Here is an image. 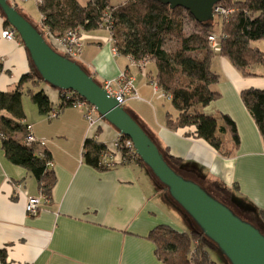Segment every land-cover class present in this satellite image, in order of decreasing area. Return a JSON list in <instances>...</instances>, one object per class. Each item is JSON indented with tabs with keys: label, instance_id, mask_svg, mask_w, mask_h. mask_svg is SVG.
<instances>
[{
	"label": "crops",
	"instance_id": "0c3cea01",
	"mask_svg": "<svg viewBox=\"0 0 264 264\" xmlns=\"http://www.w3.org/2000/svg\"><path fill=\"white\" fill-rule=\"evenodd\" d=\"M10 1L24 12L22 0ZM41 18L40 13V27ZM1 30L0 26V90L7 91L30 70L31 62L23 43L3 38ZM80 39L78 60L99 82L115 79L121 72L133 76L138 97L123 106L160 150L181 159L174 166L180 175L200 186L202 178L221 180L253 214L264 210V143L240 98L242 89L264 88V66L255 69L256 76H243L226 57L216 52L212 56L219 96L202 111L218 118L229 115L239 135L238 145L223 155L195 137L193 127L166 126L171 111L162 104L168 96L151 79L156 71L153 61H146L143 74L129 56L112 51L110 35L102 27L82 31ZM49 99L57 107L60 91ZM58 111L55 118L39 111L24 118L50 151L55 175L49 200L35 215L27 214L24 207L28 196H40L37 181L26 168L6 158L0 137V252L4 254L0 264H161L146 235L157 225L174 224L169 208L174 201L170 196H164L163 202L158 199L142 165L119 163L100 170L86 164L82 156L86 137L97 134L111 146L120 132L103 117L89 127L80 108L64 106ZM225 139L230 146L229 133Z\"/></svg>",
	"mask_w": 264,
	"mask_h": 264
},
{
	"label": "trees",
	"instance_id": "16d2710c",
	"mask_svg": "<svg viewBox=\"0 0 264 264\" xmlns=\"http://www.w3.org/2000/svg\"><path fill=\"white\" fill-rule=\"evenodd\" d=\"M37 1L42 15L39 31L55 51L49 40L55 45V38L69 29L80 35L82 31L105 28L118 54L155 63L156 71L151 79L168 96L176 110L174 115L170 112L166 114L165 124L169 129L191 126L195 137L205 140L223 155L238 145L236 123L229 115L221 114L218 118L202 111V107L219 96L216 89L219 75L210 67L215 52L209 36L218 38L220 50L216 53L226 57L243 76L258 75L255 69L259 65L264 66V51L252 45V41L264 39V0H220L217 4L232 11L227 17L220 15L219 33L213 32L212 20L199 22L187 9L181 6L170 8L160 0H86L85 3L79 0ZM13 5L20 11L16 4ZM106 16L108 21L103 23ZM0 20L1 33L12 27L1 11ZM187 25H190L189 29ZM16 35L22 42L17 32ZM57 52L64 55L61 51ZM40 80L31 65L14 89L0 90V137L6 158L32 174L43 197L42 202L46 204L55 184L51 153L37 143L25 141L28 123L24 122L22 103L24 86L27 83L38 85ZM59 91L60 103L57 107L42 90L33 91L29 87L26 92L38 111L49 115L53 110L71 106L74 95L66 98ZM240 98L264 143V88L242 89ZM228 133L231 145L226 147L225 137ZM127 138L119 133L117 144L110 146L100 141L97 134L86 137L82 148L84 162L100 170L129 162L146 166L140 156L125 145ZM161 152L171 165L181 163L179 157L163 149ZM210 186L234 202L243 213H254L247 204L236 200L233 188L223 181L211 180ZM253 215L256 221L264 225V210ZM146 238L154 243L155 254L161 264H218L210 257V251L221 250L202 230L179 231L170 225L160 224L152 228ZM0 257L4 258L3 252H0Z\"/></svg>",
	"mask_w": 264,
	"mask_h": 264
},
{
	"label": "water",
	"instance_id": "95a60500",
	"mask_svg": "<svg viewBox=\"0 0 264 264\" xmlns=\"http://www.w3.org/2000/svg\"><path fill=\"white\" fill-rule=\"evenodd\" d=\"M160 1L170 8L181 6L197 21L206 22L213 20V7L220 0ZM0 11L19 34L39 77L61 91L78 93L92 103L98 113L121 134L129 137L136 153L167 187L170 198L218 245L229 264H264V235L258 228L242 220L232 209L206 193L199 184L180 175L124 106L80 63L55 51L9 0H0Z\"/></svg>",
	"mask_w": 264,
	"mask_h": 264
},
{
	"label": "built area",
	"instance_id": "2783aa9c",
	"mask_svg": "<svg viewBox=\"0 0 264 264\" xmlns=\"http://www.w3.org/2000/svg\"><path fill=\"white\" fill-rule=\"evenodd\" d=\"M231 11L232 10L230 8H226L219 4H215L213 7L214 15L218 14V15L227 17L231 13ZM107 19H108V16L104 18L103 23H105V21H108ZM1 36L7 40H16L18 38L16 35V30L13 27H8L7 29H5L1 33ZM110 40L112 43L111 37H110ZM209 41H210V45L213 51L218 52L220 50L218 38L214 35H210ZM55 43L60 48V51L66 57L73 59V60L78 59L80 55L82 41L80 39V35L75 30L73 29L67 30L64 34L55 38ZM112 51L118 54L115 48H112ZM131 62L134 65H136L141 70V72L144 74L145 72L144 67H145L146 60L131 59ZM100 83H101V86L105 88L106 91L111 96L115 97L122 105L129 98L138 97V94L134 88V78L132 75L128 74L127 72H121L115 79L104 80ZM113 84H115V87L113 86ZM62 95L66 98H69L70 95L71 96L74 95L71 106L77 107L83 110V115L85 119L87 120L89 127L95 126L99 122L102 116L98 113L96 107L92 103L87 101L85 98L81 97L78 93L71 91V90L62 91ZM58 113H59L58 110H53L50 112L48 117L55 118L58 116ZM27 128H28V133L24 138L25 141L27 143H37L43 146L44 140L37 138L31 133L30 131L31 126L29 124ZM116 140L117 139H115L113 142L114 146L117 144ZM125 145L135 151V148L130 138H127L125 140ZM42 201H43L42 196H28L26 203H25V207H24L26 213L35 215L40 209Z\"/></svg>",
	"mask_w": 264,
	"mask_h": 264
},
{
	"label": "rangeland",
	"instance_id": "374dc122",
	"mask_svg": "<svg viewBox=\"0 0 264 264\" xmlns=\"http://www.w3.org/2000/svg\"><path fill=\"white\" fill-rule=\"evenodd\" d=\"M81 3H85L86 0H80ZM115 2V0H112ZM21 7L24 9V12H21L31 23L32 25L40 30V11L37 8L36 1L35 0H22L20 3ZM28 15V16H27ZM220 24H221V16L218 14L214 15V18L212 20V30L215 33L220 32ZM187 29L190 28V25H187ZM51 45L57 50L60 51V48L57 45H54L51 40H49ZM252 45H255L259 47L262 51H264V39H258L252 41ZM78 63L81 64V62L76 59ZM84 68V64H81ZM258 67H263V65H259ZM86 69V68H85ZM147 71H150V68L147 69ZM97 80V79H96ZM98 81V80H97ZM115 87V84H113ZM32 88L33 91L42 90L47 96L50 95L54 96L58 94L59 89L52 87L47 81L40 80L38 85L31 86V83H27L24 86V92L22 95V103L23 108L25 111V115L28 113L31 114H39L38 108L36 104L32 101L31 96L29 95L27 91L28 88ZM161 103V102H160ZM162 104L164 106H169L168 111H171V113L176 114V110L172 103L169 101L167 97H164L162 100ZM122 105V104H121ZM164 111H166V107H164ZM106 120V119H105ZM112 146V143H109ZM171 165V164H170ZM174 168V165H171ZM144 174L149 179L150 184L153 186V189H155L158 192V199L160 201L164 200V196L168 195V189L163 183L158 179V177L152 172V170L148 166H144ZM205 177V176H204ZM206 178V177H205ZM211 181V180H210ZM210 181L202 178V188L203 190L211 195L213 198H215L217 201L222 203L223 205L229 207L232 209L242 220L251 223L256 228L260 229L261 232L264 233V225L258 221H256L255 215H247L246 213L240 212V208L234 204V202L230 201L228 198L224 197L222 194L215 192L211 186ZM170 200V199H169ZM163 202V201H162ZM169 203V208L173 211L174 215L172 216L173 225L170 224L171 227H173L176 230L179 231H189L191 229H198L201 230V226L184 210L182 209L175 201H174V207L171 206ZM210 257L217 261L218 264H229V261L227 258L222 254L221 252H214L210 251Z\"/></svg>",
	"mask_w": 264,
	"mask_h": 264
},
{
	"label": "flooded vegetation",
	"instance_id": "af4514ba",
	"mask_svg": "<svg viewBox=\"0 0 264 264\" xmlns=\"http://www.w3.org/2000/svg\"><path fill=\"white\" fill-rule=\"evenodd\" d=\"M241 210V209H240ZM240 212H242V210L240 211ZM243 213V212H242Z\"/></svg>",
	"mask_w": 264,
	"mask_h": 264
}]
</instances>
